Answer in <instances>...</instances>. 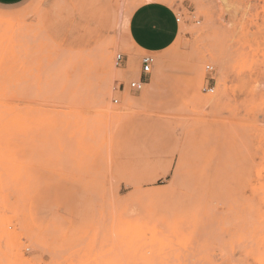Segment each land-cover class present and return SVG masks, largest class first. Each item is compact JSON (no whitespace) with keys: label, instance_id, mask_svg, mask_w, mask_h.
Wrapping results in <instances>:
<instances>
[{"label":"rangeland","instance_id":"rangeland-1","mask_svg":"<svg viewBox=\"0 0 264 264\" xmlns=\"http://www.w3.org/2000/svg\"><path fill=\"white\" fill-rule=\"evenodd\" d=\"M144 1L0 6V264H264V0H160L147 98Z\"/></svg>","mask_w":264,"mask_h":264},{"label":"crops","instance_id":"crops-1","mask_svg":"<svg viewBox=\"0 0 264 264\" xmlns=\"http://www.w3.org/2000/svg\"><path fill=\"white\" fill-rule=\"evenodd\" d=\"M22 1L24 0H0V6L18 5ZM151 4L154 7L160 9L167 19L168 27L164 37L162 39L153 38L148 40H145L143 37H137L133 33L131 24H128V35L131 45L134 49L136 46V48L143 52L158 53L170 47L175 41L179 31V23L176 22V18L178 16L174 13L173 9L161 3L153 2ZM144 7L145 4L135 9L131 13L129 21H131L136 16V14L139 13Z\"/></svg>","mask_w":264,"mask_h":264},{"label":"snow or ice","instance_id":"snow-or-ice-1","mask_svg":"<svg viewBox=\"0 0 264 264\" xmlns=\"http://www.w3.org/2000/svg\"><path fill=\"white\" fill-rule=\"evenodd\" d=\"M125 24H131L134 35L145 40L162 39L168 27L165 15L149 0H145V7L130 22L126 20Z\"/></svg>","mask_w":264,"mask_h":264},{"label":"bare ground","instance_id":"bare-ground-1","mask_svg":"<svg viewBox=\"0 0 264 264\" xmlns=\"http://www.w3.org/2000/svg\"><path fill=\"white\" fill-rule=\"evenodd\" d=\"M150 3L156 2H162L160 0H149ZM145 4V1L144 3ZM128 18L121 20L120 22V27L122 28V30L125 31L126 34V39H125V44H123L121 47V49L123 50V52L127 55H130V61H129V66L128 68L123 71V74L118 76V74L116 75L115 70H113V74L111 77H115L118 76V78H121V80H128V79H137L138 77V73H137V69L135 68V66H133L132 64L135 63V57L132 56L131 54L133 53L131 49H134L131 45L130 39H129V35H128V25L125 24V21H129V16H127ZM130 22V21H129ZM119 28V27H117ZM123 33V32H122ZM121 33V34H122ZM124 34V35H125ZM124 37V36H123ZM121 40V39H120ZM116 44V43H115ZM116 46V45H115ZM119 46V45H118ZM115 48V47H114ZM106 50V49H105ZM104 51V50H103ZM134 54V53H133ZM103 59H104V63H105V67L107 68V73L111 74L112 71V66L110 65V57L109 54L107 52L104 53L103 55ZM115 69V68H114ZM117 78V77H116ZM155 82L154 81H150L149 83H146V85L144 86L143 90L140 92V95L142 98H147V96L151 95V92L154 88ZM127 88V87H126ZM153 93V92H152ZM139 100H136V102H138Z\"/></svg>","mask_w":264,"mask_h":264},{"label":"built area","instance_id":"built-area-1","mask_svg":"<svg viewBox=\"0 0 264 264\" xmlns=\"http://www.w3.org/2000/svg\"><path fill=\"white\" fill-rule=\"evenodd\" d=\"M176 22L179 23L180 19L177 17L176 18ZM124 56L120 53L116 54L114 57V64L115 67L120 66L121 63L123 62ZM155 63V59L153 57V55L151 54H145L141 57V62H140V71L138 74L137 79H133L128 83V91L133 93V94H137L140 93L144 86L146 85V83L149 81V77L152 71V68L154 66ZM206 70L207 72H211L212 71V67L211 66H206ZM120 86H118V91L120 90ZM207 90V87L205 88ZM124 90V85H122V91ZM209 92H212L213 89H208ZM113 103L116 104L118 103V99L114 98L113 99Z\"/></svg>","mask_w":264,"mask_h":264}]
</instances>
